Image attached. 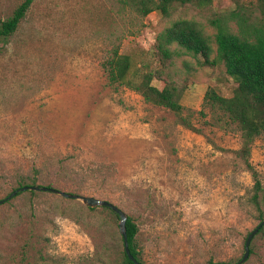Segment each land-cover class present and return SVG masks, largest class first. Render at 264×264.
<instances>
[{"label":"rangeland","instance_id":"374dc122","mask_svg":"<svg viewBox=\"0 0 264 264\" xmlns=\"http://www.w3.org/2000/svg\"><path fill=\"white\" fill-rule=\"evenodd\" d=\"M21 1L0 0V19ZM233 4L213 0L210 10L140 17L118 0H35L0 43V199L18 187L19 174L36 170V184L52 182L120 207L138 225L145 263L239 261L247 234L264 216V197L259 212L249 202L251 172L235 153L239 130L204 100L208 88L228 96L236 86L215 51L211 63L185 53L173 62L184 86L182 116L192 128L168 108L110 83L102 67L114 50L141 66L157 32L177 17L197 20L215 50L207 17ZM249 160L264 196V134ZM89 170L95 178L79 173ZM29 191L0 203V264L122 261L119 218L109 209ZM241 264H264L263 234L252 238Z\"/></svg>","mask_w":264,"mask_h":264},{"label":"trees","instance_id":"16d2710c","mask_svg":"<svg viewBox=\"0 0 264 264\" xmlns=\"http://www.w3.org/2000/svg\"><path fill=\"white\" fill-rule=\"evenodd\" d=\"M34 1L22 0L9 16L0 19V43L5 44L8 41ZM118 1L140 17H145L152 11L168 17L178 8L186 7L205 11L210 10L213 3V0ZM233 2L231 7L207 17L208 22L215 29L213 34L215 50L211 45L210 36L197 20L177 17L157 32L152 46V56L146 60L147 62L143 61L141 66L134 65L133 68L129 54L114 50L102 62V67L110 83L123 84L140 93L146 102L168 108L178 115L181 123L192 128L191 122L182 116L183 105L180 99L184 86L174 78L173 62L177 56L185 53L196 58L200 57L203 63H211L210 57L215 51L214 59L223 63L225 73L234 80L236 86L228 96L220 95L213 88H208L204 100L236 124L240 145L235 153L251 172L253 186L249 202L261 212L263 187L249 157L253 142L264 134V0H233ZM66 157L58 160L63 168ZM33 172V176L19 174L18 187L36 184L38 173L36 170ZM79 173L86 179H93L96 175L95 170ZM46 185L53 186L52 182ZM29 192L36 193L33 190ZM105 208L117 216L110 208ZM263 218L261 214L259 219ZM125 226L131 254L138 261L144 262V251L137 238L139 233L137 223L127 216ZM259 233L264 235V225L258 230L257 234ZM119 264L134 263L128 259L123 250V259Z\"/></svg>","mask_w":264,"mask_h":264},{"label":"water","instance_id":"95a60500","mask_svg":"<svg viewBox=\"0 0 264 264\" xmlns=\"http://www.w3.org/2000/svg\"><path fill=\"white\" fill-rule=\"evenodd\" d=\"M25 190L46 191V192L55 193L65 198H72V199L80 200L83 204H85L88 207L105 206V207L110 208L113 212L117 214L119 218V223H118L119 232L122 237L123 250L126 256L128 257V259L131 260L134 264H148V263L138 261L131 254L128 241H127L126 226H125L127 215L120 207H118L113 202L106 200V199H100L92 195H84L80 193L68 192V191L53 187V186L30 184V185H22L12 190L5 198L0 199V203H3L5 199L12 198L19 191H25ZM263 225H264V218L260 220L258 224L247 234L245 242H244V254L241 257V259L237 261L235 264H241L245 260V258L247 257L249 253V246H250L252 238L257 234L258 230ZM210 264H218V263H210ZM221 264H224V263H221Z\"/></svg>","mask_w":264,"mask_h":264}]
</instances>
